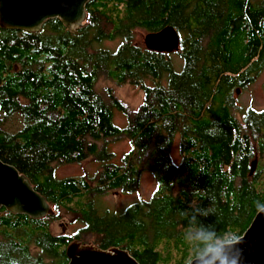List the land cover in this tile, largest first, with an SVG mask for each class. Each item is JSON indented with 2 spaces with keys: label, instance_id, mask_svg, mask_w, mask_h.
<instances>
[{
  "label": "trees",
  "instance_id": "16d2710c",
  "mask_svg": "<svg viewBox=\"0 0 264 264\" xmlns=\"http://www.w3.org/2000/svg\"><path fill=\"white\" fill-rule=\"evenodd\" d=\"M84 9L75 33L57 17L38 31L0 27V160L53 210L32 218L0 207V264H68L74 240L125 249L139 264H188L192 215L193 229L241 236L264 208V109L238 118L231 95L264 68V0H88ZM167 26L179 36L180 69L168 52L135 41L137 29ZM116 38L115 48L102 45ZM100 75L139 88L137 109L109 87L97 91ZM120 136L129 143L120 164L55 177L57 164L109 158ZM143 172L155 179L150 197L99 210L94 196L136 191ZM63 214L80 224L72 235L52 231Z\"/></svg>",
  "mask_w": 264,
  "mask_h": 264
},
{
  "label": "water",
  "instance_id": "95a60500",
  "mask_svg": "<svg viewBox=\"0 0 264 264\" xmlns=\"http://www.w3.org/2000/svg\"><path fill=\"white\" fill-rule=\"evenodd\" d=\"M87 1L0 0V27L38 31L43 21L57 17L68 31L75 33L83 25ZM144 42L148 49L171 52L178 47L179 36L173 27L167 26L147 33ZM0 207L32 218L53 214L45 197L33 188L30 180L14 166L1 160ZM241 236L244 264H264V208L255 214ZM66 256L69 259L68 264H139L125 249L111 247L103 250L77 240L68 244Z\"/></svg>",
  "mask_w": 264,
  "mask_h": 264
},
{
  "label": "rangeland",
  "instance_id": "374dc122",
  "mask_svg": "<svg viewBox=\"0 0 264 264\" xmlns=\"http://www.w3.org/2000/svg\"><path fill=\"white\" fill-rule=\"evenodd\" d=\"M135 41L139 45H145L144 39L146 32L137 29L135 32ZM120 39L104 40L103 46L108 48H115ZM176 69H180L182 61L180 56L175 51L170 52ZM147 84L151 85L152 81L147 80ZM109 87L112 89L114 95L127 107L128 111H134L140 105L143 93L142 91L128 83L117 85L113 80L100 75L96 82V90L101 91ZM232 103L235 106V114L241 118L242 112L247 107L255 109H264V68L254 76L251 83L243 89H237L232 93ZM114 123L124 128L127 124V117L122 112L114 111ZM129 149V143L126 137L120 136L109 146V151L112 155L109 158L97 159L95 156H89L80 163L75 164H57L54 168V175L56 178H64L69 176H86L94 177L103 167L104 164H120L121 157L124 152ZM171 157L175 162L180 159L179 145L176 141L171 148ZM155 188V179L149 172H143L139 179L138 188L136 191H109L108 193L96 195L93 197L95 201L100 204L99 210L109 208L113 212H122L128 205L138 201L139 199H147ZM74 217L68 214L61 215L57 220L52 222V231L56 234L66 233L74 234L76 229L80 226L77 221H73Z\"/></svg>",
  "mask_w": 264,
  "mask_h": 264
},
{
  "label": "clouds",
  "instance_id": "9594fccd",
  "mask_svg": "<svg viewBox=\"0 0 264 264\" xmlns=\"http://www.w3.org/2000/svg\"><path fill=\"white\" fill-rule=\"evenodd\" d=\"M199 212V209H195ZM187 216V213H182ZM207 215L205 211L203 213ZM196 223L195 215L189 218V227L185 233L186 240H194L197 247L194 249L193 258L190 264H244L243 257V237L235 233H218L217 229L209 228L206 230L204 226L196 229L192 225ZM195 230L196 235L193 237L190 233Z\"/></svg>",
  "mask_w": 264,
  "mask_h": 264
},
{
  "label": "flooded vegetation",
  "instance_id": "af4514ba",
  "mask_svg": "<svg viewBox=\"0 0 264 264\" xmlns=\"http://www.w3.org/2000/svg\"><path fill=\"white\" fill-rule=\"evenodd\" d=\"M178 46H179V44H178ZM175 50H176V49H175ZM175 50H173V51H175ZM157 51H158V50H157ZM176 51H177V50H176ZM159 52H163V53H166V54L169 53V54H170V52L167 53L166 51H159Z\"/></svg>",
  "mask_w": 264,
  "mask_h": 264
}]
</instances>
